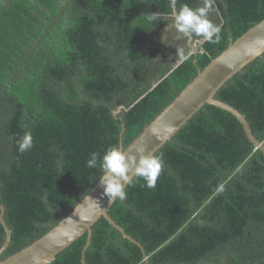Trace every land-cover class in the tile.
Returning <instances> with one entry per match:
<instances>
[{
	"label": "trees",
	"instance_id": "trees-1",
	"mask_svg": "<svg viewBox=\"0 0 264 264\" xmlns=\"http://www.w3.org/2000/svg\"><path fill=\"white\" fill-rule=\"evenodd\" d=\"M211 44L175 27L172 0H0V261L57 226L99 181L92 152L126 149L230 41L264 20V0H210ZM204 0H176L175 10ZM157 13V15H153ZM216 100L264 144V53ZM115 111H118L114 114ZM31 134L23 154L18 142ZM156 155L154 189L136 180L50 264H264V157L231 114L203 106ZM6 234L0 224V248Z\"/></svg>",
	"mask_w": 264,
	"mask_h": 264
},
{
	"label": "water",
	"instance_id": "water-1",
	"mask_svg": "<svg viewBox=\"0 0 264 264\" xmlns=\"http://www.w3.org/2000/svg\"><path fill=\"white\" fill-rule=\"evenodd\" d=\"M192 47V39H188ZM195 52L198 48L194 47ZM264 53V20L249 29L235 41H230L228 47L213 59L190 82L179 95L143 130V132L124 149L120 143L119 149L134 154L137 144L143 142L147 152L156 154L176 133L205 105L214 106L231 114L242 125L249 142L259 150L264 157V144L257 140L244 116L233 107L215 99L217 92L234 75ZM118 111H115L116 114ZM103 188L98 181L79 204L53 229L44 234L18 253L0 261V264H50L55 257L79 237L87 234L84 250L91 242L92 226L104 218L115 228L124 239L137 245L142 253L143 248L138 242L128 236L108 215L113 205L109 204L106 196H102ZM103 207H98L94 200ZM4 208L0 205V224L6 238L0 248V256L10 243L11 231L4 220ZM71 218V219H68ZM144 258L147 264V257ZM81 264H85L82 255Z\"/></svg>",
	"mask_w": 264,
	"mask_h": 264
},
{
	"label": "clouds",
	"instance_id": "clouds-1",
	"mask_svg": "<svg viewBox=\"0 0 264 264\" xmlns=\"http://www.w3.org/2000/svg\"><path fill=\"white\" fill-rule=\"evenodd\" d=\"M175 3L176 0H172L174 9L172 16L179 33L189 39L202 38L211 44L220 42L221 27L208 18L209 13L214 11L210 0H204V6L195 9L187 4L181 5L178 11L175 10ZM153 15H157V13ZM33 147L31 134H26L18 142L20 154ZM86 166L92 169L99 167L103 173L99 178L100 186L103 188L102 196H106L108 203L111 204L116 200L125 201L126 188L133 185L136 180H143L146 187L154 189L163 170V158L161 155L147 152L141 142L136 145L134 154L123 152L115 145L109 146L103 157H100L97 152H92L86 161ZM94 201L98 207L103 208L99 201Z\"/></svg>",
	"mask_w": 264,
	"mask_h": 264
},
{
	"label": "rangeland",
	"instance_id": "rangeland-1",
	"mask_svg": "<svg viewBox=\"0 0 264 264\" xmlns=\"http://www.w3.org/2000/svg\"><path fill=\"white\" fill-rule=\"evenodd\" d=\"M192 47H193V48H192V51H195V50H194V47H197V44L192 43ZM197 48H198V47H197Z\"/></svg>",
	"mask_w": 264,
	"mask_h": 264
}]
</instances>
